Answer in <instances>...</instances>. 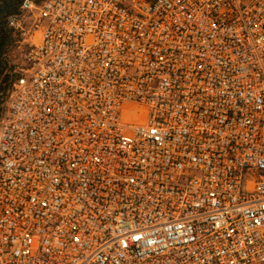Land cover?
<instances>
[{
  "label": "built area",
  "instance_id": "obj_1",
  "mask_svg": "<svg viewBox=\"0 0 264 264\" xmlns=\"http://www.w3.org/2000/svg\"><path fill=\"white\" fill-rule=\"evenodd\" d=\"M0 118V264H264V0H23Z\"/></svg>",
  "mask_w": 264,
  "mask_h": 264
},
{
  "label": "trees",
  "instance_id": "obj_2",
  "mask_svg": "<svg viewBox=\"0 0 264 264\" xmlns=\"http://www.w3.org/2000/svg\"><path fill=\"white\" fill-rule=\"evenodd\" d=\"M23 0H0V118L16 79L13 66L9 61L10 49L19 41L18 35L8 26V18L19 13Z\"/></svg>",
  "mask_w": 264,
  "mask_h": 264
},
{
  "label": "rangeland",
  "instance_id": "obj_3",
  "mask_svg": "<svg viewBox=\"0 0 264 264\" xmlns=\"http://www.w3.org/2000/svg\"><path fill=\"white\" fill-rule=\"evenodd\" d=\"M43 0H34V2L39 5ZM19 52V45H18V42L15 43V45L10 49L9 51V55H8V58H9V61L10 63L14 60V57L17 56Z\"/></svg>",
  "mask_w": 264,
  "mask_h": 264
}]
</instances>
